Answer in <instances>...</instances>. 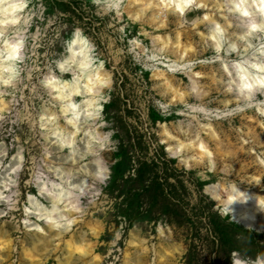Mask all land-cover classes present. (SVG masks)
Listing matches in <instances>:
<instances>
[{"label": "rangeland", "instance_id": "rangeland-1", "mask_svg": "<svg viewBox=\"0 0 264 264\" xmlns=\"http://www.w3.org/2000/svg\"><path fill=\"white\" fill-rule=\"evenodd\" d=\"M23 1L18 22L0 28L24 37L14 62L16 87L0 89L6 103L0 110V237L9 244L0 251V264H30L25 251L41 241L48 250L40 264H233L264 258V224L260 232L245 229L225 203L232 187L264 198V115L256 107L264 93L251 100L238 95L233 67H247L242 61L264 44V32L246 35L249 22L227 11L226 0H206L161 28L147 23L153 11L144 20L131 18L128 12L137 9L129 0ZM205 14L223 27L228 43L219 53L210 41L213 22L202 23ZM77 30L91 49L92 68L108 77L93 98L95 121L82 109L78 134L61 147L60 136L71 126L60 100L40 82L49 70L65 82L77 74L74 63L66 65L72 70L65 78L57 66ZM158 35L173 42L178 35L195 53L185 60L162 54ZM6 41L14 42L0 37V50ZM229 43L235 51H227ZM170 68L185 74L171 76ZM160 72L165 75L154 76ZM165 79L184 93L182 100L172 101ZM49 112L54 115L46 120L42 114ZM164 130L174 138L167 142ZM199 138L211 159L192 149L178 155L167 150L178 140ZM83 181L85 196L78 197L75 188ZM62 189L71 202L68 211L59 206L55 212L62 226L54 231L38 215L50 208L46 192ZM206 189L217 192V201ZM71 238L85 243V256L69 257L65 243Z\"/></svg>", "mask_w": 264, "mask_h": 264}, {"label": "bare ground", "instance_id": "bare-ground-1", "mask_svg": "<svg viewBox=\"0 0 264 264\" xmlns=\"http://www.w3.org/2000/svg\"><path fill=\"white\" fill-rule=\"evenodd\" d=\"M178 2V0H129L128 4L129 6H133L134 9H137L136 12L133 10L128 12V15L131 16V18H135L136 21L144 20V15L147 11L149 12H155L151 15V18L148 19L147 23L148 25H155L157 28H161L166 26L167 19L170 17H175L177 19L184 18L187 13H189L192 9L195 7L199 10L200 8L196 5H202L205 6L206 0H192V3H189L187 7H185L182 11L179 9H176L174 7H169L168 5L174 4ZM187 2V0H186ZM243 3L245 4L244 12H248V16H245L243 12H235L238 17H240L242 20L248 21V27H247V33H250L251 35L256 34L259 32V28H252L250 21L253 19V14L255 13V22L259 24L261 16H264V13H261V9L264 8V0H243ZM8 4H15V5H23L22 8H18L15 12H10L7 16V20L9 23L5 24L3 21L5 20V15L2 11L4 7H6ZM251 4L252 7L249 8L248 5ZM25 7V2L23 0H0V28L11 25L10 21L13 19H16L18 21V13L22 11V9ZM201 7V6H200ZM140 8V9H138ZM195 8V9H196ZM208 17V14H205V17ZM202 19V23H204L205 20H210L209 18ZM134 20V19H133ZM214 24V28L216 24H219V22L210 20ZM220 25V24H219ZM230 25V24H229ZM221 29L223 27L220 25ZM214 30V29H213ZM213 31L210 34V41H214V44L216 43L215 40L212 39ZM75 41V43H73ZM83 41V43H81ZM157 42H160L159 45L161 46L159 48V51L162 52V54H172L175 55L179 60H185L188 56L189 52H193L190 54H194V47L191 45H184L182 44V41L180 40V36L177 35L175 41H171L169 39H162L159 35L156 39ZM19 46L15 42H5L4 48L0 50V58H2V61L0 63V68L3 71L5 68H14V62L15 58H17L19 54ZM71 49V50H70ZM84 50L86 55L90 57V51L89 46L85 38L83 37H77L76 34L72 37V44L69 48V51L67 53V57L65 58V61H71L75 59L76 63L75 67L77 69V74L75 73L76 77L78 78V82L74 80V74L72 75L71 81H63L60 79L56 80L59 81L58 84H56L53 88H46L49 93L53 96L55 100H60L62 103V113L66 115L67 117V123L71 126V130H66L67 132H63L60 136L61 141V147L65 145H70L73 142L74 137L78 134V130L76 129V125L80 119L81 116V110L84 109L88 113V118L94 119V109H93V98L96 94V89H98L100 86L105 84L108 75L104 71L93 69L92 66L90 68L85 69L83 73H81L80 69L78 68V64L85 59L84 56L79 55L81 50ZM242 66V65H241ZM243 67V66H242ZM255 74L260 75L256 69L253 70ZM170 75H184L185 72H182L181 70L178 71L176 69H169ZM239 73V70H237ZM67 72H61L59 69V74L63 78H65ZM8 73H5L7 75ZM165 74L160 72L154 74L155 77H163ZM240 73L238 76V85L241 84L240 80ZM201 73H196V78H202ZM165 91H169L173 93L172 101L173 99L179 98L182 100L184 98V93H181L180 90H177L174 88V86L170 83L168 79H165ZM251 83V81H249ZM81 87L84 88V93L81 92ZM45 88V87H44ZM57 89H60V91H57ZM100 90V89H99ZM247 91V90H246ZM238 95H240V91L238 89ZM253 93H264V90L262 91H255L253 89ZM84 94V95H83ZM70 97V99H61L60 97ZM77 99L82 100L81 103L77 102ZM177 101V100H175ZM71 105H76L74 109L71 107ZM6 108V103L4 100L0 99V110H3ZM67 109V110H66ZM54 115L53 112L42 114L46 120H49ZM45 120V119H44ZM71 121V122H70ZM95 121V119H94ZM91 123V122H90ZM89 123V124H90ZM164 136L166 137L165 140L168 142V140L174 138L170 132L167 130H164ZM213 139L216 140V137L211 135ZM95 138V137H94ZM193 150L201 159H211L212 153L207 146V144L204 142L203 139L199 138L197 141H179L175 148L171 147L169 145L168 151L171 152L173 155H178L181 153V151H189ZM99 178H97L98 180ZM53 187L55 184H52ZM85 183L84 181L80 183L79 185H76V192L78 197L85 196ZM7 189V187H5ZM63 189L59 192V194H54L52 192H46L48 195L51 205L49 210L46 211L43 215H38V221L44 223L48 227L51 228V230L56 229V227L52 226L51 221L57 222V217L55 216V212H58V207L61 206L64 209L68 207V202H71V199L66 198L68 196V191L66 193H63ZM41 192V191H40ZM205 193L213 200L217 201L216 196L217 192H213L211 189H206ZM67 195V196H65ZM227 199L226 202L229 207L233 210L232 215L238 216V222L241 223V225L249 230V231H256L260 232L261 227L259 226V223L264 224V219L262 222H259L257 220V215L261 214L264 217V198L257 194L256 192L251 191H243L239 187H232L227 192ZM67 210V209H66ZM68 211V210H67ZM28 211H26L27 213ZM231 214V213H230ZM40 216L46 217L45 219H40ZM50 216V219L47 217ZM75 222V220H74ZM90 234L96 235V232L94 229H90ZM58 237V234L54 236ZM66 248L69 253V257L73 256V254H77L80 256H85L87 254V247L85 246L84 242H78L74 239L67 240ZM9 244L6 240L2 239L0 237V251L4 250ZM47 245L45 242L41 241L39 244H34L33 247L30 250L25 251V257L29 259L30 264H40L43 257L45 256V253L47 252ZM45 251L44 253H42ZM256 261V260H255ZM254 262V261H253Z\"/></svg>", "mask_w": 264, "mask_h": 264}, {"label": "clouds", "instance_id": "clouds-1", "mask_svg": "<svg viewBox=\"0 0 264 264\" xmlns=\"http://www.w3.org/2000/svg\"><path fill=\"white\" fill-rule=\"evenodd\" d=\"M189 3H192V0H178V2L174 4L168 5L169 7H174L179 10H183L185 7L188 6ZM197 7H200L202 5H196ZM23 5H15V4H8L6 7L2 9L4 15H5V20L3 21L5 24L9 23L7 20V16L10 12H15L18 8H22ZM225 7L227 8V11L235 13V12H243L245 16H248V12H244L245 4L243 3V0H226ZM249 8L252 7L251 4L248 5ZM261 13H264V8L261 9ZM255 13L253 14V19L250 21L251 27L252 28H259L260 31L264 32V16H261L259 24L255 22ZM18 21L16 19H13L10 21L11 24H16ZM28 20H24V24H27ZM246 35H250V33H246ZM76 36L80 37V32L77 30ZM0 37H5V39H11L14 41L18 46L22 44V41L24 39L23 34L20 31H14L11 34H7V30L5 31H0ZM212 39L215 40V48L217 53L220 52L221 47L223 44L228 43V41L225 39V35L223 30L221 29L219 24L215 25V28L213 30V36ZM240 39H245V37H240ZM75 43V41H73ZM83 43V41H81ZM249 48L252 47L251 44L248 45ZM71 50V49H70ZM91 49L89 48V51ZM236 50V44L235 43H229L228 44V49L227 51H235ZM256 53H259V56L256 55ZM79 55H82L85 57L83 61H81L78 64V68L80 69L81 73L84 72L85 69L90 68L91 66V59L86 55L84 50L82 49ZM219 58V57H217ZM71 63H76L75 59L71 61ZM243 65H246L247 67H242L241 64H234L233 67L239 70L240 75V80L241 84L237 85L240 94L245 97L247 100H251L253 98V89L255 91H262L264 90V44H262L260 47L256 48L255 51L252 53V56L250 59H245L242 61ZM69 61H64L62 63L58 62L57 66L59 67L61 72H68L71 71ZM256 69L257 72L260 75H257L255 73H250L248 69ZM4 73H8L7 75L0 74V89L3 88H13L15 89L16 87V82L18 80L19 72L15 68H5L3 70ZM74 80L78 82V78L76 77L74 73ZM251 81V83H249ZM45 88H53L56 84L59 83L58 80L55 79V77L51 74V70H49V75L45 76L43 80L40 82ZM195 91V89H193ZM247 90V91H246ZM57 91H60V89H57ZM228 91H232V87L230 86L228 88ZM5 95V92L3 90H0V98H2ZM61 99H70V97H64L61 96ZM249 107L252 105L249 104ZM71 107L74 109L77 107L76 105H71ZM256 107L258 110L261 111V114L264 115V102H261L260 104H257ZM67 110V109H66ZM200 111H203V109H200ZM230 114V113H229ZM5 117L3 115H0V121H3ZM71 122V121H70ZM3 153H0L2 155ZM17 169H13L12 171H16ZM55 187V185H54ZM45 189H42L44 191ZM2 199V197H0ZM40 219H45L46 217L40 216ZM50 219V216L47 217ZM52 226L59 228L62 225L55 222L51 221ZM67 224H71V221H67ZM67 230V229H66ZM10 243V242H9ZM235 256V254H234ZM233 264H264V258L257 257V260L254 262L250 261H242L240 259H234Z\"/></svg>", "mask_w": 264, "mask_h": 264}]
</instances>
